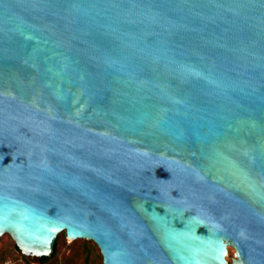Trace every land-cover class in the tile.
<instances>
[{"label":"water","instance_id":"obj_1","mask_svg":"<svg viewBox=\"0 0 264 264\" xmlns=\"http://www.w3.org/2000/svg\"><path fill=\"white\" fill-rule=\"evenodd\" d=\"M62 232L264 264V0H0V238Z\"/></svg>","mask_w":264,"mask_h":264},{"label":"rangeland","instance_id":"obj_2","mask_svg":"<svg viewBox=\"0 0 264 264\" xmlns=\"http://www.w3.org/2000/svg\"><path fill=\"white\" fill-rule=\"evenodd\" d=\"M56 255L43 264H104L99 247L90 240H69L65 232L57 239ZM235 258V249L229 248L228 261L232 263ZM0 264H38L27 261L17 248L13 238L5 234L0 238Z\"/></svg>","mask_w":264,"mask_h":264},{"label":"trees","instance_id":"obj_3","mask_svg":"<svg viewBox=\"0 0 264 264\" xmlns=\"http://www.w3.org/2000/svg\"><path fill=\"white\" fill-rule=\"evenodd\" d=\"M57 248H58V245L56 244V249H55L54 255H56V253H57ZM23 256L27 261H30V262L34 261L35 263H38V264H43L50 259V257H32V256L24 255V254H23Z\"/></svg>","mask_w":264,"mask_h":264}]
</instances>
